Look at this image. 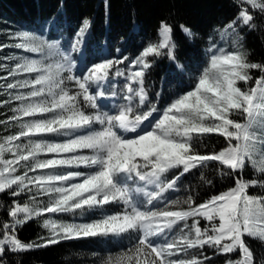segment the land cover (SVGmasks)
<instances>
[{
    "label": "snow or ice",
    "instance_id": "6c2138e0",
    "mask_svg": "<svg viewBox=\"0 0 264 264\" xmlns=\"http://www.w3.org/2000/svg\"><path fill=\"white\" fill-rule=\"evenodd\" d=\"M233 2L237 15L221 35L231 37L235 50L211 45L193 88L159 107L145 87L153 66L148 58L166 56L180 75L187 71L176 58L174 27L166 21L158 42L128 64L127 56L103 59L85 64L79 74L71 53L80 51L88 20L70 51L26 31L11 37L20 42L0 45L41 56L9 57L16 61L9 75L25 78L6 87L28 91L12 97L19 104L10 119L19 131L0 142V196L31 195L23 205L0 203L11 218L0 221V264L9 254L62 241L125 234L132 246L100 264H212L213 256H224L223 264H264V63L250 61L241 43L244 32L264 30V0ZM179 29L186 37L196 35L183 24ZM116 78H123L119 90ZM166 85L165 80L161 89ZM212 136L222 137L224 146L202 152ZM9 153L12 158H6ZM209 167L229 181L226 191L202 202L192 194L183 200L165 195L178 191L181 178L194 169L211 185L202 171ZM111 205H123V211L105 214ZM95 210H103V218L87 223L44 219L48 236L42 243L18 237L19 228L45 214Z\"/></svg>",
    "mask_w": 264,
    "mask_h": 264
},
{
    "label": "trees",
    "instance_id": "16d2710c",
    "mask_svg": "<svg viewBox=\"0 0 264 264\" xmlns=\"http://www.w3.org/2000/svg\"><path fill=\"white\" fill-rule=\"evenodd\" d=\"M237 7L233 0H0V45H12L20 42L11 37L20 32H28L40 36L41 39L59 44L61 50H69L71 44L77 38V32L84 20L90 21V28L82 38L80 49L83 53L72 52L75 62L80 63L77 73L85 64L100 62L103 59H120L127 56L129 61L136 56L149 43L158 42V29L161 21L173 25L174 41L176 42L175 55L187 71L180 75L173 61L166 56L159 59L149 57L153 66L145 77V87L149 92V99L157 103L159 107L168 103L177 94L191 90L194 86V77L198 70L206 66L211 53L209 47L213 44L217 48L225 47L227 50H235L229 43L231 37L221 35L226 25L237 15ZM264 23V22H262ZM185 25L196 35L186 37L179 29V25ZM245 39L241 41L250 52L249 60L264 63V30L244 32ZM104 44L108 46L109 53L104 51ZM120 53L116 54V50ZM27 55L36 57L34 53L22 52L13 47H5L0 50V142L19 131L16 121L10 118L14 115L12 108L19 102L12 99L15 89H8V83H14L18 77L9 75L12 59L9 57ZM8 64V65H7ZM125 65H120L124 68ZM254 77L259 72L253 71ZM166 88L161 89L164 81ZM116 89L119 90L123 78H117ZM240 86L247 87L241 82ZM75 90V89H74ZM160 92V96L156 93ZM8 101V103H4ZM90 111V110H89ZM239 119V117H234ZM45 140L62 141L67 137L44 136ZM36 138V139H40ZM209 148H202V152L220 150L225 142L222 137L212 136ZM6 158H12L6 154ZM24 169L20 170V173ZM203 174L213 183L208 185L203 182L199 170H192L187 174V179L181 178L183 186L179 193H166L173 199L183 200L187 195L196 196L198 202L207 200L210 196L219 194L228 189L229 181L221 178L213 168L203 169ZM36 174V173H31ZM248 178H253L251 173ZM250 194H255L251 192ZM31 193L12 197L4 194L0 196V203L5 207L13 203H28L27 196ZM38 200L47 203V197H38ZM111 211L105 214H114L123 211L122 205L109 206ZM103 210L86 211L83 215L72 214H45L35 220L29 221L17 230L18 237L25 243H42V238H47L48 232L42 227L44 219L63 220L65 222H91L102 219ZM0 221L11 222V218L0 209ZM191 222V221H189ZM205 221H201L204 226ZM133 236L135 234H132ZM122 236H113L108 240L98 237H90L77 240L62 241L60 244L32 251L9 254L5 264H100L102 258L119 255L127 251L133 241ZM254 247H258L256 241H251ZM211 255V250L205 249ZM224 256H213L212 264H223Z\"/></svg>",
    "mask_w": 264,
    "mask_h": 264
},
{
    "label": "rangeland",
    "instance_id": "374dc122",
    "mask_svg": "<svg viewBox=\"0 0 264 264\" xmlns=\"http://www.w3.org/2000/svg\"><path fill=\"white\" fill-rule=\"evenodd\" d=\"M19 50H21L22 52H24L22 49H19ZM35 55H36V57L34 58V57H28L27 55H20V56H16V57H18V58H23V57H28V58H30V59H40L41 58V56H40V54H37V53H34ZM15 60H12V64L11 65H8V67L10 68V69H12L13 67H14V65H15ZM79 62L77 61L76 62V64H78ZM18 77V79H24L25 77L24 76H17ZM15 91H16V93H15V95L16 94H18V93H20V92H24V93H26L27 91H28V89H15ZM97 128H99V126L97 125L96 126ZM49 141H51V140H49ZM42 158H44V157H42ZM72 170H76V171H90V170H88V169H72ZM36 174H38V173H36ZM36 174H31L30 173V175H36ZM24 204V203H23ZM23 204H21V205H23ZM74 223H87V222H74Z\"/></svg>",
    "mask_w": 264,
    "mask_h": 264
}]
</instances>
